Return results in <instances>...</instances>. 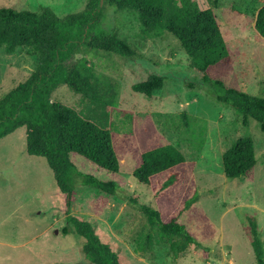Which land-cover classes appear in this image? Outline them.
Returning a JSON list of instances; mask_svg holds the SVG:
<instances>
[{
	"label": "rangeland",
	"instance_id": "rangeland-1",
	"mask_svg": "<svg viewBox=\"0 0 264 264\" xmlns=\"http://www.w3.org/2000/svg\"><path fill=\"white\" fill-rule=\"evenodd\" d=\"M86 1L0 0V5L30 10L47 6L63 16L81 10ZM260 5L259 0H220L216 13L238 85L264 97V39L251 26ZM103 26L117 29L137 53L135 57L86 53L97 71L119 84L108 127L120 168L108 175L77 159L70 213L90 222L124 264H258L250 244L247 216L256 219L264 248V132L254 119L244 121L214 99L210 92L213 86L204 83L201 73L189 66L188 55L171 34L145 36L134 15L116 12L112 7L105 9ZM34 65V57L25 48L11 53L0 48V95L23 81ZM150 74L164 76L161 89L150 97L132 90V84ZM51 97L83 112L90 109L65 85L57 87ZM182 110L191 117L188 125L177 116ZM147 115L165 141L195 162L197 203L217 228L216 237L207 242V258L201 247L188 248L176 259L164 244L146 252L134 250L132 239L145 222L137 208L141 203H153L148 187L131 177L138 159L134 120ZM243 135L253 138L255 165L240 179L227 178L221 154ZM86 173L109 178L116 184L115 192L109 195L84 185ZM56 191L53 172L45 158L26 152L24 127L0 139V264H92L80 250L84 238L66 221ZM64 226H68L67 233L61 231Z\"/></svg>",
	"mask_w": 264,
	"mask_h": 264
},
{
	"label": "trees",
	"instance_id": "trees-1",
	"mask_svg": "<svg viewBox=\"0 0 264 264\" xmlns=\"http://www.w3.org/2000/svg\"><path fill=\"white\" fill-rule=\"evenodd\" d=\"M252 16V29L264 39V0ZM220 0H87L76 12L58 16L51 8L16 9L0 5V48L11 53L25 48L34 57V70L15 87L0 95V139L19 127L25 128V150L45 158L56 182V200L62 204L66 221L84 238L81 252L92 264H124L95 233L90 222L69 211L75 193L72 174L80 159L97 171L112 175L120 160L109 130L108 118L115 107L119 84L96 70L86 53L135 57L127 38L117 29L103 26L105 9L134 15L143 35L171 34L188 55L189 66L213 86L214 99L230 107L245 121L252 118L264 132V97L243 90L232 69L227 43L217 16ZM164 76L150 74L132 84L137 93L150 97L162 88ZM65 85L79 95L90 109L83 112L52 99L53 91ZM211 86V87H212ZM208 86V88H211ZM188 125L190 115L177 113ZM135 119V118H134ZM133 139L138 159L131 171L133 180L148 187L153 203H141L144 218L134 234L136 252L167 245L176 259L188 248L201 247L207 258V242L217 228L198 206L195 162L164 140L151 116L134 120ZM227 178H242L255 165L254 141L250 135L237 137L221 154ZM83 184L112 195L116 184L109 178L84 175ZM131 202H135L131 198ZM250 244L258 264H264V248L256 219L247 216ZM63 233L68 226L62 227Z\"/></svg>",
	"mask_w": 264,
	"mask_h": 264
},
{
	"label": "water",
	"instance_id": "water-1",
	"mask_svg": "<svg viewBox=\"0 0 264 264\" xmlns=\"http://www.w3.org/2000/svg\"><path fill=\"white\" fill-rule=\"evenodd\" d=\"M57 231V230H56Z\"/></svg>",
	"mask_w": 264,
	"mask_h": 264
}]
</instances>
